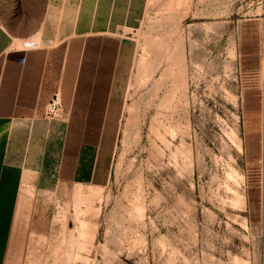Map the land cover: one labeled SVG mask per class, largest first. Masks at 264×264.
Listing matches in <instances>:
<instances>
[{"label": "rangeland", "instance_id": "rangeland-1", "mask_svg": "<svg viewBox=\"0 0 264 264\" xmlns=\"http://www.w3.org/2000/svg\"><path fill=\"white\" fill-rule=\"evenodd\" d=\"M0 23L115 50L103 169L29 203L46 234L20 264H263L264 0H0Z\"/></svg>", "mask_w": 264, "mask_h": 264}, {"label": "crops", "instance_id": "crops-1", "mask_svg": "<svg viewBox=\"0 0 264 264\" xmlns=\"http://www.w3.org/2000/svg\"><path fill=\"white\" fill-rule=\"evenodd\" d=\"M84 45L74 50L57 32L13 36L0 23V264H20L32 235L46 234L33 222V199L90 185L103 169L106 129L99 153L97 142L74 144L70 132ZM54 98L59 109L47 117ZM262 181L250 227L264 248V173Z\"/></svg>", "mask_w": 264, "mask_h": 264}, {"label": "trees", "instance_id": "trees-1", "mask_svg": "<svg viewBox=\"0 0 264 264\" xmlns=\"http://www.w3.org/2000/svg\"><path fill=\"white\" fill-rule=\"evenodd\" d=\"M254 34L255 36L258 34L256 30ZM96 41L98 40L88 39L84 45L83 62L81 65L78 88L79 98L77 96L70 122V132L74 144L79 142L96 143L98 131L97 120L101 113L102 90L104 88L103 81L105 76L109 74V69L111 68L110 64L106 65V63H110L115 56V50L109 51L107 47H102V45L95 43ZM255 46L256 40L251 49ZM251 49L247 50L248 52L244 54V58L249 57L245 59L249 69H244V76L248 80L256 76V66L258 63L256 49L254 48V52H250ZM256 90L257 89L254 88L253 94L258 99V94L255 93ZM82 114H84V121L81 120Z\"/></svg>", "mask_w": 264, "mask_h": 264}, {"label": "built area", "instance_id": "built-area-1", "mask_svg": "<svg viewBox=\"0 0 264 264\" xmlns=\"http://www.w3.org/2000/svg\"><path fill=\"white\" fill-rule=\"evenodd\" d=\"M58 109H59V104L57 102V99L54 98L46 106L45 116H47V117H54V116H56V113H57Z\"/></svg>", "mask_w": 264, "mask_h": 264}]
</instances>
